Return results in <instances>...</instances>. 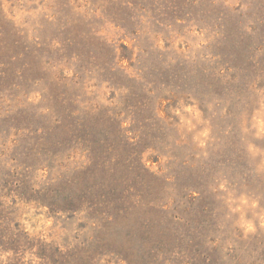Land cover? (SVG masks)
Listing matches in <instances>:
<instances>
[{"label":"rangeland","instance_id":"rangeland-1","mask_svg":"<svg viewBox=\"0 0 264 264\" xmlns=\"http://www.w3.org/2000/svg\"><path fill=\"white\" fill-rule=\"evenodd\" d=\"M0 264H264V0H0Z\"/></svg>","mask_w":264,"mask_h":264}]
</instances>
